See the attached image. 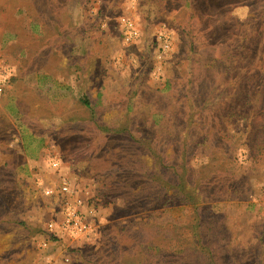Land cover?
Segmentation results:
<instances>
[{
	"label": "rangeland",
	"instance_id": "obj_1",
	"mask_svg": "<svg viewBox=\"0 0 264 264\" xmlns=\"http://www.w3.org/2000/svg\"><path fill=\"white\" fill-rule=\"evenodd\" d=\"M0 264H264V0H0Z\"/></svg>",
	"mask_w": 264,
	"mask_h": 264
},
{
	"label": "built area",
	"instance_id": "obj_2",
	"mask_svg": "<svg viewBox=\"0 0 264 264\" xmlns=\"http://www.w3.org/2000/svg\"><path fill=\"white\" fill-rule=\"evenodd\" d=\"M123 31L127 42L138 39L141 34L136 22L129 18L123 19ZM158 40L162 43V48L169 47L167 37L163 34L159 35ZM54 165L57 167L59 163L54 162ZM58 193L61 195V220L50 223L48 229L54 234H57V230L66 231L73 240L86 236L91 226L86 221L87 212L84 210V201L74 196V191L67 179H63L58 186Z\"/></svg>",
	"mask_w": 264,
	"mask_h": 264
}]
</instances>
